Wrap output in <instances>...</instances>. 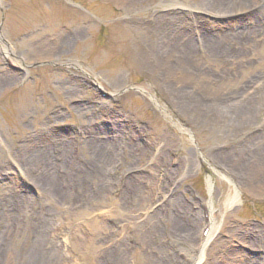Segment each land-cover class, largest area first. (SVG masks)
I'll return each instance as SVG.
<instances>
[{"label": "rangeland", "instance_id": "374dc122", "mask_svg": "<svg viewBox=\"0 0 264 264\" xmlns=\"http://www.w3.org/2000/svg\"><path fill=\"white\" fill-rule=\"evenodd\" d=\"M207 1L0 0V264H264V0Z\"/></svg>", "mask_w": 264, "mask_h": 264}, {"label": "bare ground", "instance_id": "6f19581e", "mask_svg": "<svg viewBox=\"0 0 264 264\" xmlns=\"http://www.w3.org/2000/svg\"><path fill=\"white\" fill-rule=\"evenodd\" d=\"M207 7H208V9H209V11L210 12H224V15H227V14H230V13H232L231 12V9L233 10V8H235L233 5H231V4H229V3H225V2H220V0H208L207 1ZM233 12H235V11H233ZM5 51L6 52H9L8 51V48H5ZM95 170L96 171H98V173L99 174H101V172H100V165L99 164H97V166H95ZM101 176V175H100ZM102 179H103V177H102ZM33 184H35V185H37L38 187L39 186H41L40 184H41V179H38V180H35V183H33ZM42 187V186H41ZM54 189V188H53ZM55 190V189H54ZM60 194V193H59ZM58 197H59V195H58ZM60 198V197H59ZM58 198V199H59ZM234 199V198H237V194L235 193V195L233 196V197H229V200H231V199ZM57 199V200H58ZM211 204V203H210ZM208 221V220H207ZM207 221H205V222H203L202 223V225H201V227H202V231L204 230V228H205V226L207 227V228H209V230H208V233H207V236H206V238L204 239L203 237H201L200 235H199V237H198V239H200L199 241H197L196 240V245H195V249H196V251L198 252V257H197V260L199 261L200 260V258L202 257V247H203V244H202V242L204 241H207L208 240V238L210 237V235H211V232L213 231V227H212V224H210L211 225V227H210V225H209V222H207ZM190 242V244H192L193 242H194V237L192 236V235H189V237H188V243ZM197 261V262H198ZM193 263H194V261H193Z\"/></svg>", "mask_w": 264, "mask_h": 264}]
</instances>
